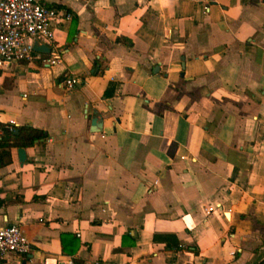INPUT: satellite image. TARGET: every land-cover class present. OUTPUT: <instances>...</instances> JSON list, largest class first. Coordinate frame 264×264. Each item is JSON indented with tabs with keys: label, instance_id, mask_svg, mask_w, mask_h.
Here are the masks:
<instances>
[{
	"label": "crops",
	"instance_id": "1",
	"mask_svg": "<svg viewBox=\"0 0 264 264\" xmlns=\"http://www.w3.org/2000/svg\"><path fill=\"white\" fill-rule=\"evenodd\" d=\"M37 1L71 18L0 72L44 133L0 148V264H264V0Z\"/></svg>",
	"mask_w": 264,
	"mask_h": 264
},
{
	"label": "built area",
	"instance_id": "2",
	"mask_svg": "<svg viewBox=\"0 0 264 264\" xmlns=\"http://www.w3.org/2000/svg\"><path fill=\"white\" fill-rule=\"evenodd\" d=\"M69 11L44 5L37 0H0V72L12 64L32 57V43L47 44L53 39L54 24L69 21ZM56 57L46 60L54 63ZM66 87L78 83L73 76L62 80ZM2 130L0 128V140ZM30 248L29 241L17 224L0 226V257L8 253L25 255ZM55 264H75L71 257L57 260ZM83 264H99L97 260Z\"/></svg>",
	"mask_w": 264,
	"mask_h": 264
},
{
	"label": "trees",
	"instance_id": "3",
	"mask_svg": "<svg viewBox=\"0 0 264 264\" xmlns=\"http://www.w3.org/2000/svg\"><path fill=\"white\" fill-rule=\"evenodd\" d=\"M2 138L0 140V148L5 149L2 154L8 157V149L11 146L25 147L31 145L34 141L44 136L42 130L32 128L30 126L14 127L10 124H1ZM16 132H13V130ZM14 139V140H12Z\"/></svg>",
	"mask_w": 264,
	"mask_h": 264
},
{
	"label": "water",
	"instance_id": "4",
	"mask_svg": "<svg viewBox=\"0 0 264 264\" xmlns=\"http://www.w3.org/2000/svg\"><path fill=\"white\" fill-rule=\"evenodd\" d=\"M32 49L33 51H36V52H43V53H47L49 52V46L47 44H44V43H40L38 41H33L32 43ZM99 121H97V115H94L91 119H90V130L91 131H95L97 130L99 127ZM13 132H16V130L14 129ZM17 158H18V161H23L24 159V153H23V148L21 147H18L17 150Z\"/></svg>",
	"mask_w": 264,
	"mask_h": 264
}]
</instances>
